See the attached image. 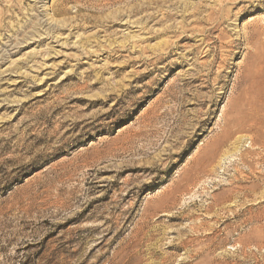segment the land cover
<instances>
[{
	"label": "rangeland",
	"instance_id": "374dc122",
	"mask_svg": "<svg viewBox=\"0 0 264 264\" xmlns=\"http://www.w3.org/2000/svg\"><path fill=\"white\" fill-rule=\"evenodd\" d=\"M0 264H264V0H0Z\"/></svg>",
	"mask_w": 264,
	"mask_h": 264
},
{
	"label": "bare ground",
	"instance_id": "6f19581e",
	"mask_svg": "<svg viewBox=\"0 0 264 264\" xmlns=\"http://www.w3.org/2000/svg\"><path fill=\"white\" fill-rule=\"evenodd\" d=\"M263 177V176H262Z\"/></svg>",
	"mask_w": 264,
	"mask_h": 264
}]
</instances>
